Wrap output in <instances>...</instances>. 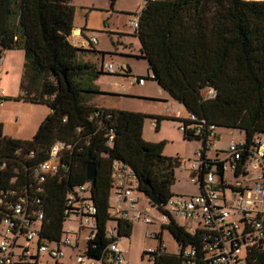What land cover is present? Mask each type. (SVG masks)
Segmentation results:
<instances>
[{"label": "trees", "instance_id": "16d2710c", "mask_svg": "<svg viewBox=\"0 0 264 264\" xmlns=\"http://www.w3.org/2000/svg\"><path fill=\"white\" fill-rule=\"evenodd\" d=\"M73 16L72 0H0V55L23 51L22 94L17 100L49 108L31 140L4 136L0 123V158H13L21 148L34 152L27 163L33 165L47 158L54 142L73 145L72 156L65 160L68 171L63 178H47L40 195L44 211L40 236L50 241L64 234L68 192L87 182V167L94 166L95 177L89 182L97 232L87 254L98 257L110 241L105 228L112 220L108 213L112 162L129 165L138 191L147 199L157 196L162 203L173 195V170L179 161L163 156L164 142L143 140L144 114L87 103L88 95L100 93L94 81L105 72L102 65L83 59L89 51L69 43ZM135 35L139 57L146 60L153 80L196 121L174 119L184 125L202 120L205 126L240 130L246 143L264 133V0H146ZM206 88L214 90L213 98L203 97ZM155 119L157 129L159 118ZM182 134L201 140L200 149L208 151L204 140ZM11 175L9 169L0 185L5 186ZM113 220L117 237L128 238L132 224ZM168 230L179 241L189 238L176 224ZM164 257L159 262L166 263Z\"/></svg>", "mask_w": 264, "mask_h": 264}, {"label": "built area", "instance_id": "2783aa9c", "mask_svg": "<svg viewBox=\"0 0 264 264\" xmlns=\"http://www.w3.org/2000/svg\"><path fill=\"white\" fill-rule=\"evenodd\" d=\"M130 26L134 31L137 29L138 15L130 21ZM90 44H96V39L91 38ZM103 71L114 72L111 64L104 65ZM143 82L138 78L131 80V83ZM204 92L207 93L204 98L215 96L212 88L204 89L202 94ZM3 99V91H0V105ZM188 118L196 121L193 115ZM179 128L181 132L204 140L207 147L215 136V128L205 126L202 120L195 125L181 124ZM112 138L110 134L107 146ZM207 152L203 153L199 148L198 158L190 163L191 182L198 186V194H173L160 207L152 205L146 198L149 206L160 213V218L155 221L149 215L150 208L139 206L137 194L140 192L133 169L123 162L113 161L108 207L112 220L107 222H113V225L108 227L106 224L105 237L110 241L98 257L87 254L88 244L97 232V211L89 181L73 187L65 200L66 219L69 216L77 218L78 228L64 232L58 241L40 236L44 218L40 195L44 193V183L52 176L64 177L69 169L65 160L72 156L73 145L56 141L47 158L33 165L27 163L34 159V152H24L21 148L13 152V158H0V183L5 181L6 171L12 170L7 184L0 185V225L3 226L0 264H38L41 255L57 262L65 256L62 247H69L75 253L68 264H125L118 245L117 223L113 219L131 224L137 221L159 224V233L146 232L147 237L159 241L156 250L144 254L151 264H264V133L255 135L250 143L231 140L221 158L210 159ZM229 178L237 182L232 184ZM178 219L196 225L186 227L179 224ZM36 222L38 229L33 228ZM170 224L178 225L189 235L187 241H179L171 235L177 247L173 251H168L161 240L162 231L169 232ZM82 231L86 234L84 246L80 248ZM70 234L76 237L74 243ZM164 256L167 262H159Z\"/></svg>", "mask_w": 264, "mask_h": 264}, {"label": "rangeland", "instance_id": "374dc122", "mask_svg": "<svg viewBox=\"0 0 264 264\" xmlns=\"http://www.w3.org/2000/svg\"><path fill=\"white\" fill-rule=\"evenodd\" d=\"M144 1L146 0H114L113 2L112 0H72L74 24L85 28V38L97 40V44L93 47L96 49L97 59L95 60V56L92 57V60L94 59L92 62L99 66L101 63H110L114 70L113 74H101L94 81L100 93L88 95L86 101L96 108L144 114L146 117L142 130L143 140L147 143L164 142L163 156L177 158L179 161V165L173 170L174 183L170 192L181 196L196 195L199 193V188L191 182L190 163L198 158L196 153L201 146V140L185 139L179 128L182 123L174 119L176 117L171 112L166 111V108L172 104L180 111L181 119L188 118L185 108L171 99L153 80L146 60L138 57L140 43L129 26L133 17L141 11ZM101 52L103 54H100ZM9 64L7 75L0 76V90L13 94L12 97L3 100L6 105L5 113H2L3 121L7 123L5 134L25 136L27 140H31L35 133L31 131L30 124L38 116H42L43 121L49 113V108L45 104L17 100L22 94L19 91V79L23 68L21 63L16 64V58ZM125 68L129 69L128 76L144 78V82L131 84L130 78L124 74ZM203 96L207 97V93L204 92ZM155 118H159L157 129ZM214 135L208 146L207 156L210 159L223 157L222 151L227 148L231 140H244V133L235 129L216 127ZM229 180L232 184L237 182L233 178ZM137 196L140 199V207L150 208L149 215L153 221L159 219V211L149 206L146 197L142 193H138ZM177 222L186 227L196 225L194 222L183 219H178ZM112 225L113 222L107 224L108 227ZM38 227L39 223L36 222L33 228L38 229ZM77 228L78 220L74 216H69L63 224L64 232ZM2 231L3 226L0 225V235ZM147 231L159 233V224L154 222L147 225L141 221L133 222L129 237L119 238L118 245L123 251L125 264H151L144 254L156 250L159 241L147 237ZM85 234L86 231H82L80 248L84 246ZM69 237L74 243L75 235L70 234ZM161 240L168 251L176 250L177 247L167 230L162 231ZM62 250L65 256L57 262L46 255H41L38 264L70 263L69 255L74 259L75 253L69 247H62Z\"/></svg>", "mask_w": 264, "mask_h": 264}, {"label": "crops", "instance_id": "0c3cea01", "mask_svg": "<svg viewBox=\"0 0 264 264\" xmlns=\"http://www.w3.org/2000/svg\"><path fill=\"white\" fill-rule=\"evenodd\" d=\"M144 3H145V1L143 2V5H144ZM136 15H138V14H136ZM73 18H74V16H73ZM134 34H135V31H134ZM90 40H91V38H88V39L85 38V28H80V26H76L74 24V22H72V30L70 32V35L68 36V41H69V43L72 46H75V47H78V48H82V49H85V50L89 51V52H87L85 54L83 59L85 61L92 62L94 60V59L92 60V57L95 56V60L97 59L96 49L93 48L97 44V40H96V44H90ZM139 56H140V54H139ZM15 58H16V64L18 65L19 63H21L22 64V68H23L24 57H23V51L22 50H6V51H3L1 53V55H0V76L7 75V73H8L7 70L10 68V64L9 63L11 61H13V59H15ZM107 64H110V63H107ZM107 64L101 63L102 67L104 65H107ZM128 70L129 69L125 68L124 74H125V76L130 78V82H131V80L133 78L135 79L137 77L128 76L127 75V71ZM22 74H23V69H22ZM21 79H22V75H21V77L19 79L20 80V82H19V91H20ZM131 84H137V83H131ZM0 91H3V98L4 99H7L8 97H12L13 96V94H9L7 91H4V90H0ZM4 107H6V105H4V102H2V104L0 105V121H1L0 123L2 124V133H3V135L6 136V137H9V138H12V139L27 140L28 138L25 137V136H19V135L18 136H9V135L5 134V126L7 125V123L4 122L3 118H2V113H5ZM166 111L167 112H171L174 117L180 118V111L177 108H175L172 104H170L166 108ZM42 119H43L42 116L41 117L38 116L30 124L31 125V129H32L31 131H33V134L35 133V131H37L36 129H38L37 127H39V125L41 124ZM69 260H71V256L70 255H69Z\"/></svg>", "mask_w": 264, "mask_h": 264}, {"label": "water", "instance_id": "95a60500", "mask_svg": "<svg viewBox=\"0 0 264 264\" xmlns=\"http://www.w3.org/2000/svg\"><path fill=\"white\" fill-rule=\"evenodd\" d=\"M94 177H95V168H94V166L89 165L87 167L86 180L91 182V181H93ZM148 200L154 206L160 207V205H161V200L157 196L151 197Z\"/></svg>", "mask_w": 264, "mask_h": 264}]
</instances>
